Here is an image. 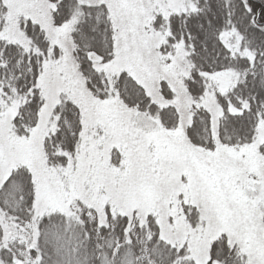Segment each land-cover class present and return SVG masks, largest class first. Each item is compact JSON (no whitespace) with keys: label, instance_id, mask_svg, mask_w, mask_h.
<instances>
[{"label":"snow or ice","instance_id":"6c2138e0","mask_svg":"<svg viewBox=\"0 0 264 264\" xmlns=\"http://www.w3.org/2000/svg\"><path fill=\"white\" fill-rule=\"evenodd\" d=\"M0 264H264V0H0Z\"/></svg>","mask_w":264,"mask_h":264}]
</instances>
